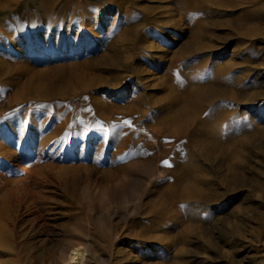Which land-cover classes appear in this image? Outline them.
<instances>
[{"label": "rangeland", "instance_id": "374dc122", "mask_svg": "<svg viewBox=\"0 0 264 264\" xmlns=\"http://www.w3.org/2000/svg\"><path fill=\"white\" fill-rule=\"evenodd\" d=\"M2 141L0 264H264V0H0Z\"/></svg>", "mask_w": 264, "mask_h": 264}, {"label": "bare ground", "instance_id": "6f19581e", "mask_svg": "<svg viewBox=\"0 0 264 264\" xmlns=\"http://www.w3.org/2000/svg\"><path fill=\"white\" fill-rule=\"evenodd\" d=\"M244 2V1H243ZM207 63V62H206ZM204 64V63H203ZM202 65V64H201ZM205 65V64H204ZM203 66V65H202ZM202 66H200V68L202 67ZM12 130H10V131H6V130H3L2 129V131H1V134L2 135H9L10 134V132H11ZM18 141V140H17ZM16 141V142H17ZM18 144V143H17ZM6 143L5 142H0V157L2 156V153L3 152H6L7 150H6ZM6 150V151H5ZM8 152V151H7ZM9 153V152H8ZM8 158V157H7ZM23 158V157H22ZM22 169H21V171L20 172H18L16 175H20L21 173H23L24 171H25V168H24V164H22ZM2 216V215H1ZM0 216V217H1ZM3 217V216H2ZM4 219V218H3ZM2 220H1V218H0V222H1ZM5 221H6V219H5ZM10 221V220H9ZM3 222H4V220H3ZM5 223H7V221L5 222ZM4 223V224H5ZM0 226H2V228L4 227V229H3V231L5 232L6 231V226H3L2 224L0 225ZM6 227V228H5ZM2 228H1V230H2ZM3 231H0V248H1V245L3 244H5V236H3V234H4V232ZM5 234H6V232H5ZM4 234V235H5ZM7 236V235H6ZM5 237V238H4ZM4 238V239H3ZM7 239V241H8V238H6ZM2 241H5L4 243H2ZM7 243V242H6ZM9 243V242H8ZM8 243H7V245H8ZM4 246H6V245H4ZM9 246V245H8ZM8 246H6V250H8ZM2 249V248H1ZM10 249V248H9ZM3 250V249H2ZM8 251H11V250H8ZM65 252H62V255L64 256V257H67L68 259H77V257H80V259L78 258V261H81V256H82V249L78 246V245H72V243H70L69 245H67L66 246V248H65V250H64ZM66 251H68L69 253H66ZM1 252V251H0ZM8 253V252H7ZM9 255V254H8ZM8 255H6L8 258H9V256ZM1 256V255H0ZM17 256V255H16ZM2 257H3V255H2ZM5 257V256H4ZM3 257V258H4ZM7 258V259H8ZM21 258H23V257H21ZM20 258V259H21ZM24 258H26V257H24ZM7 259L6 260H4V263H6L7 262ZM10 259V258H9ZM17 259H19L18 257H17ZM22 260V259H21ZM0 262H3V260H1V258H0Z\"/></svg>", "mask_w": 264, "mask_h": 264}]
</instances>
